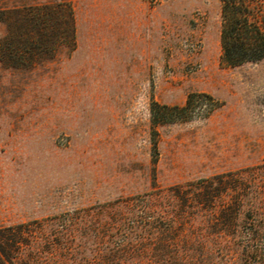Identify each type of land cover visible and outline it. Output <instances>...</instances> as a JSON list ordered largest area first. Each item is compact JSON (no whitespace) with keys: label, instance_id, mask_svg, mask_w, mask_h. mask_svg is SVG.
Returning <instances> with one entry per match:
<instances>
[{"label":"rangeland","instance_id":"1","mask_svg":"<svg viewBox=\"0 0 264 264\" xmlns=\"http://www.w3.org/2000/svg\"><path fill=\"white\" fill-rule=\"evenodd\" d=\"M45 5L57 8L46 24ZM59 8L73 11L75 44ZM221 27L220 0H0L12 264H232L242 253L222 237L228 218L264 203V60L227 64ZM201 93L207 119L155 123L156 104ZM252 171L254 185H234ZM199 193L218 196L213 213Z\"/></svg>","mask_w":264,"mask_h":264},{"label":"trees","instance_id":"2","mask_svg":"<svg viewBox=\"0 0 264 264\" xmlns=\"http://www.w3.org/2000/svg\"><path fill=\"white\" fill-rule=\"evenodd\" d=\"M220 2L222 17L221 41L225 62L230 66L236 67L245 63H254L264 60V0H220ZM55 8L56 6L52 5L40 7V20L43 19L42 23L47 21L46 16L52 13ZM58 11L60 13L59 21L64 28L63 31L68 34L65 37L66 42H68V44H75L73 11L71 9L66 11L63 8H59ZM63 39L64 38H62L61 41H57L55 46H62L64 44L62 41ZM44 45L46 49H50L48 43ZM205 99L212 101L210 95L201 93L190 95L186 105L182 108H170L156 104L158 112L156 113L155 123L161 125V121L159 120L163 114L175 117L179 114L178 112H181L185 116L187 115L189 118L192 115L200 114L207 119L214 112V108H202L200 104H202ZM157 144L158 143L155 141V148H157ZM257 177V173L252 171L249 173L248 177L236 176L233 183L234 185H254ZM263 184L264 181H262V185ZM239 192V189H236V193ZM207 198L211 201L210 210L211 213H213L217 205L218 196L208 194L207 197H202L201 193L197 196L202 206V199ZM258 209L261 211H253L255 214L251 219L242 220L240 217L235 216L227 219L228 228L233 233L231 236L233 241H231V237L230 240L222 237V240L228 243V245H230V242H233V247L235 248H242V253L233 257L232 264H264V203L263 207L260 206ZM217 223L218 221L213 222L214 225ZM169 239L173 242H177L174 238ZM10 241L11 239L7 237L6 232L0 230V264H12L9 252L11 246ZM190 256L189 254L188 257Z\"/></svg>","mask_w":264,"mask_h":264}]
</instances>
